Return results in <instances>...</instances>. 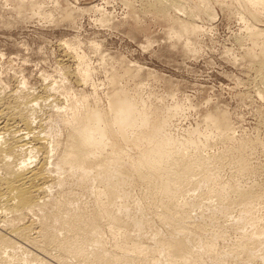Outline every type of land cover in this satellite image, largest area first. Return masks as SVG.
Listing matches in <instances>:
<instances>
[{
    "label": "rangeland",
    "instance_id": "1",
    "mask_svg": "<svg viewBox=\"0 0 264 264\" xmlns=\"http://www.w3.org/2000/svg\"><path fill=\"white\" fill-rule=\"evenodd\" d=\"M170 1L172 7L160 10L156 0H0L2 120L25 114L33 131L46 137L55 153L75 118L86 108L107 110L115 90L125 89L167 117L165 133L180 149L192 153L197 147L203 156L212 154L222 162L215 182L199 179L185 195V200L194 202L189 221L206 226L205 231L189 235L198 239L190 243L199 250L201 263L264 264V190L260 187L264 182V84L257 65L264 36L252 38L249 33L264 30V4ZM209 115L225 117L232 144L220 142L219 129L208 123ZM255 139L257 147L248 144L242 151L250 169L235 175L238 154L228 149ZM132 151L122 144L120 160L128 163ZM39 154L32 152L30 159L28 155L24 159L31 167ZM3 161L7 160L0 159V166ZM8 162L16 168L22 159L13 155ZM48 166L60 182L48 192L49 205L25 220L38 222L42 213L55 209L62 214H71L77 207L96 212L95 190L102 175L90 168ZM114 166L108 164L106 175L119 179L123 197L116 198L115 204L128 208V219L142 221L139 231L132 229L135 240L154 247V234H165L168 227L153 213L144 212L136 174L122 173L126 177L122 181L121 173L112 171ZM229 183L248 194L222 201L210 193L212 186L225 188ZM6 217L13 218L11 213ZM100 223L106 225L103 219ZM253 231L261 235L260 241L241 250ZM97 238L93 245L104 246L121 263L131 262L126 252L114 248L108 232L101 231ZM22 249L23 255L45 258L36 248ZM49 252L51 258L57 254ZM150 253L149 259H158L153 263H167L153 250ZM39 261L31 259L30 264ZM69 261L78 263L73 256Z\"/></svg>",
    "mask_w": 264,
    "mask_h": 264
},
{
    "label": "bare ground",
    "instance_id": "2",
    "mask_svg": "<svg viewBox=\"0 0 264 264\" xmlns=\"http://www.w3.org/2000/svg\"><path fill=\"white\" fill-rule=\"evenodd\" d=\"M168 1L156 0L158 8L165 10L170 3H175ZM244 3L263 6L264 1L244 0ZM249 33L252 38L264 36V30L253 29ZM257 65L264 84V47L257 58ZM3 112L0 111V142L4 143L0 146V159L7 161H3L0 166V261H5L4 264H30L31 259L39 261L40 258L32 255L31 251L30 256L29 252L23 255L22 248L29 246L45 257L40 259V264H72L69 261L71 256L78 260L76 264H156L153 262L158 259H149L152 250L166 264H202L199 250L190 243H197L198 239L192 236L191 240L189 235L205 231L206 226L189 221L194 202L185 200V195L199 179L215 182L218 166L222 162L212 154L203 156L197 147L191 150L192 153L180 149L177 142L166 135L167 117L159 109L145 106L125 89H117L110 96L107 110L86 108L81 116L75 118L55 153H52L53 146L45 140L46 137L33 131L28 116L15 113L4 121ZM208 123L219 129L218 139L221 143L232 144L233 136L224 116L214 118L209 115ZM122 144L129 145L133 150L127 154L128 163L120 160ZM248 144L257 147L259 142L257 139L250 143L241 141L228 149L238 154L235 175L236 172L240 174L250 169L242 156ZM32 152H38L41 156L39 154L37 162L30 167L24 157L28 155L27 160L30 159ZM13 155L22 159L16 168L8 162ZM51 157L53 159L49 161ZM110 162L115 163L112 171L121 173L122 181H126L122 173L136 174L143 189L141 199L145 206L144 212L147 215L153 213L161 224L168 227L165 234H154V247L135 240L132 229L139 231L142 221L128 219V208L121 202L115 204L116 198H122L123 195L118 191L119 179L116 182L107 178ZM49 164L56 169L90 168L97 176L102 175L95 190L96 212L91 214L77 207L71 214H62L55 209L54 212L42 213L38 222L25 220L31 212H42L43 207L49 205L48 192L60 182L53 176ZM198 175L200 177L195 179ZM260 187L264 190V182ZM210 193L225 201L231 196L242 199L248 191L238 190L229 183L225 188L212 186ZM7 213H11L13 218L8 219ZM102 219L105 226L100 223ZM103 230L108 232L114 248L126 252L131 262L121 263L104 246L93 245ZM260 238L261 235L253 231L242 242L241 250L257 244ZM206 245L212 247L213 242L207 240ZM50 249L57 251L53 258L50 257L53 255ZM16 250H23L19 259L16 258Z\"/></svg>",
    "mask_w": 264,
    "mask_h": 264
}]
</instances>
